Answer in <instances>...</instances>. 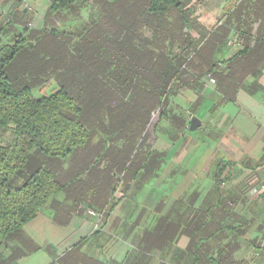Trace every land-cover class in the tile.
Listing matches in <instances>:
<instances>
[{
  "label": "rangeland",
  "instance_id": "rangeland-1",
  "mask_svg": "<svg viewBox=\"0 0 264 264\" xmlns=\"http://www.w3.org/2000/svg\"><path fill=\"white\" fill-rule=\"evenodd\" d=\"M114 1L106 0L103 6L101 0H86L77 12L63 13L54 21L47 16L49 0H0V47L19 38L27 40L43 26L65 33L86 27L90 32L84 36L85 42L99 45V52L107 42L119 54L118 28L124 23L105 24L101 31L96 25L109 14L105 12L115 11L110 5ZM193 11L195 23L185 24L184 30L190 31L193 49L179 50L180 78L169 87L164 104L151 114L139 113L127 130L108 127L107 120L104 129L92 126L97 134L91 147L101 143L89 150V168H72L67 173L66 165L31 153L22 173L13 178V186H18L32 171L49 169L59 176L65 190L53 197L38 219L9 239L8 252L19 248L11 264H116L117 260L110 259V250L116 248L123 252L117 264H191L190 241L203 243L206 239L191 231L202 216L217 219L226 211L230 216L221 225L234 221V226L245 231L248 222L241 212L247 210L246 202L220 194H228L236 186L233 172L244 168L239 163L247 162L243 156L247 153L232 150L237 155L233 156L222 146L227 147L236 138L234 134L244 130L238 120L240 104L253 100L258 106L264 100V0H201ZM133 31L132 43L137 48L144 42L152 47L150 28L142 31L138 26ZM58 34L62 40L69 38ZM73 39L68 46L76 56L74 48L83 38ZM39 55L50 58L44 52ZM13 70L20 74L19 67ZM208 75L214 84L207 80ZM33 93L38 96L40 92ZM192 119L201 125L190 131ZM13 141L11 130H0V145ZM230 170L234 177L228 175ZM245 170L251 177L245 186L234 189L247 193L261 184L257 173L264 171V158ZM216 175L219 182L215 185ZM210 190L213 193L206 196ZM89 212L96 215L92 232L78 241L73 223ZM232 214L235 220L229 221ZM87 220H91L89 215ZM39 224L45 230L36 232ZM51 231L57 235L53 237ZM241 234L243 237L244 232ZM237 242L241 241L235 234H228L217 244ZM208 244L214 246L215 242ZM260 244L253 241L247 250L236 252L235 258L245 256V264H256L263 252Z\"/></svg>",
  "mask_w": 264,
  "mask_h": 264
},
{
  "label": "trees",
  "instance_id": "trees-1",
  "mask_svg": "<svg viewBox=\"0 0 264 264\" xmlns=\"http://www.w3.org/2000/svg\"><path fill=\"white\" fill-rule=\"evenodd\" d=\"M101 1L103 6L107 5L106 0ZM200 1L112 2L115 11L105 12L109 14L96 25L101 31L105 24L124 23L118 28L121 38L116 41L119 49L116 55L110 48L112 44L105 42L99 52V45L85 42L84 36L90 32L86 27L75 30L76 33H65L43 26L42 34L34 33L27 40L19 38L12 45L0 47V130L9 129L14 135L11 145H0V264H11L19 253L18 249L7 255L9 239L65 190L59 176L44 168L32 171L20 185L13 186V178L22 173L31 153H40L50 162L66 165L67 173L72 168H89V150L97 149L101 143L91 147L97 134L92 126L104 129L107 120L108 127L122 126L127 130L139 113L151 114L164 104L169 87L180 78L179 50L193 49L189 43L190 31L184 30L185 24L195 23L193 7ZM83 2L86 0H49L47 16L55 21L58 15L77 12ZM138 26L142 31L152 30L149 41L152 47L144 42L137 48L132 43L133 27ZM58 33L69 38L62 40ZM81 37L83 40L74 48L78 53L75 56L68 44L72 38ZM40 52L50 58L42 59ZM174 53L177 55L173 56ZM15 67L20 68V74H15ZM51 74L55 76L49 78ZM35 90L40 92L38 96L34 95ZM146 108L148 111H144ZM228 216L226 211L217 219L214 216L207 219L204 215L201 222L192 226L195 237L203 234L206 239L203 243L190 241L191 264L246 263L235 258L241 242L217 244L228 234H235L237 240L242 238L244 230L233 225V214L229 220L232 224L221 225ZM209 242L218 246H209Z\"/></svg>",
  "mask_w": 264,
  "mask_h": 264
},
{
  "label": "crops",
  "instance_id": "crops-1",
  "mask_svg": "<svg viewBox=\"0 0 264 264\" xmlns=\"http://www.w3.org/2000/svg\"><path fill=\"white\" fill-rule=\"evenodd\" d=\"M256 105L257 104H255L253 100L252 102L245 101V103L242 102L240 104L241 109H240L239 114H241V117L238 120L240 122L241 127H243L244 130H239L241 135L238 133H235L234 135H236V138L230 139L228 141L229 145L227 147L224 145L222 146L223 148L226 149V151H228L233 156H237V155L232 150H236V152L240 151L243 153H247L248 155L247 154L243 155L247 158L246 163L244 162L239 163L240 165L245 164V165H241L244 168H240V169L238 168L239 170L237 169L235 172L230 170L229 171L230 173H228V175L231 177L235 176V174H232V172L236 173L237 175L235 177V180L236 179L238 180V181L234 180L236 183V186L229 188L230 189L229 193L231 194L224 193L220 195H224L226 199L230 197V199L243 200L242 204L246 202L247 210L243 209V212L241 213L243 214V217L247 219L248 225H247V228H245L243 237L240 239L241 243H240V248L238 251L247 250L253 241H259V243H261L259 248H261V251L263 252L255 262L256 264H263L264 263V250H262V248L264 249V242H263L264 241V171H261V173L259 172L257 173L258 180L261 181V184L258 185L259 187L256 188V191L254 193H252L253 190L251 191V189L249 190L251 191V193H248L249 191L246 193V192H242V190L236 191V189H234V188H238V186H241V185L245 186L246 179H249V177H251L252 173L250 174L249 172H246L245 168H248V167L250 168L251 166H255V164H257L259 161H262L264 158V155H263L264 153V100L262 101V103L260 102L258 106ZM261 155L263 156L260 159H258L259 156ZM217 163H221V162L218 161ZM217 178L219 177H217L216 175L214 178L215 179L214 181L216 182L214 183L215 185L218 184L219 182L218 181L219 179ZM219 185H222V183ZM212 193H213V190H210V192L207 193L206 196L208 195L210 196ZM247 195H249V197ZM88 215L91 217L90 221L87 220ZM94 220H96V215L90 214L89 212V214L87 213L86 215H83L81 218L76 219L74 221L73 223L74 232L73 233L74 234L77 233L78 241L83 239V237L86 238L87 236H89L88 234L92 232L91 224L92 222L94 223ZM36 227H37L35 228L36 232L39 231V228L41 230H45L42 224H39ZM49 233H52L53 237L57 235L55 231H51ZM98 248L99 246L94 248V253H96L95 250H97ZM9 254H13V252L11 251L7 252V255ZM110 254H111L110 259L117 260L116 264L119 263L118 262L119 259L123 257V252L122 251L118 252L117 248L111 249ZM96 255L97 254H95L94 259L96 258ZM237 258L239 260L246 259L245 256L243 257L237 256ZM80 261L83 262V260H80ZM88 264H97V262L96 263L90 262Z\"/></svg>",
  "mask_w": 264,
  "mask_h": 264
},
{
  "label": "water",
  "instance_id": "water-1",
  "mask_svg": "<svg viewBox=\"0 0 264 264\" xmlns=\"http://www.w3.org/2000/svg\"><path fill=\"white\" fill-rule=\"evenodd\" d=\"M201 123L196 120V119H192L191 120V126L189 127L190 131L196 130L198 128H200ZM256 190H253L252 193H254Z\"/></svg>",
  "mask_w": 264,
  "mask_h": 264
},
{
  "label": "built area",
  "instance_id": "built-area-1",
  "mask_svg": "<svg viewBox=\"0 0 264 264\" xmlns=\"http://www.w3.org/2000/svg\"><path fill=\"white\" fill-rule=\"evenodd\" d=\"M207 80H208L211 84H214V83H215V81L210 77V75H208ZM91 214H93V213H91Z\"/></svg>",
  "mask_w": 264,
  "mask_h": 264
}]
</instances>
